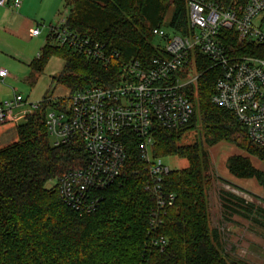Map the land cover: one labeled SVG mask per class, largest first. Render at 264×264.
Returning a JSON list of instances; mask_svg holds the SVG:
<instances>
[{"label":"trees","instance_id":"trees-1","mask_svg":"<svg viewBox=\"0 0 264 264\" xmlns=\"http://www.w3.org/2000/svg\"><path fill=\"white\" fill-rule=\"evenodd\" d=\"M212 1L241 5V0ZM65 5L69 30L117 53L107 62L95 61L54 44L49 37L30 62L29 76L40 74L50 57H59L63 67L52 81L69 89V95L119 82L121 67L130 60L147 66L158 55L152 44L153 28L166 25L186 32V0H65ZM193 55L197 79L185 87L194 107L191 118L177 129L155 125L152 130L155 159L176 156L188 163L185 168L170 169L162 178L163 197L172 195V203L158 208L147 164L139 155L135 137L127 134L122 173L102 191L95 210L79 214L68 207L59 197L57 180L80 166L84 153L78 142L51 144L45 115L52 100L44 97L15 126L17 140L0 147V264H249L228 256L221 249L220 232L211 226L207 199L210 162L205 147L225 141L245 152L247 156H229L226 168L232 176L252 178L263 188L264 172L248 156L264 161V149L248 139L230 112L211 102L219 71L197 50ZM61 101L66 103L67 97ZM197 128V140L180 142L186 131ZM219 197L229 215L240 214L264 228L262 206L224 191ZM155 217L159 222L153 225ZM152 237L165 239L162 250L151 242Z\"/></svg>","mask_w":264,"mask_h":264},{"label":"built area","instance_id":"built-area-1","mask_svg":"<svg viewBox=\"0 0 264 264\" xmlns=\"http://www.w3.org/2000/svg\"><path fill=\"white\" fill-rule=\"evenodd\" d=\"M20 0H0V5L19 7ZM185 33L161 27L152 34L163 41L158 55L147 66L130 60L121 67V77L109 86H90L52 101L45 125L54 146L78 142L84 160L57 180L61 200L79 214L95 210L101 193L121 175L127 158L124 137H135L141 159L147 164L150 186L158 208L170 205L172 195L163 197L161 181L170 170L152 156V130L155 125L177 129L193 114V104L185 87L197 79L193 52L197 50L219 71L211 102L230 112L242 125L248 139L264 149V0H241L228 6L212 0H186ZM51 40L95 61L107 62L117 53L104 44L65 26V17L49 26ZM39 29L32 31L37 35ZM229 39L233 40L231 44ZM0 68V79L7 76ZM27 102L15 94L0 102V125L25 118L31 110L17 115L14 110ZM156 215V214H155ZM153 225L157 217L151 220ZM160 250L163 237L150 238Z\"/></svg>","mask_w":264,"mask_h":264},{"label":"rangeland","instance_id":"rangeland-1","mask_svg":"<svg viewBox=\"0 0 264 264\" xmlns=\"http://www.w3.org/2000/svg\"><path fill=\"white\" fill-rule=\"evenodd\" d=\"M59 2L58 6L53 8L54 14L51 8L52 0H29V6L33 13L38 12V15L48 16L46 19L52 21V24H56L68 10L65 0H59ZM169 14L170 12L168 11L166 18ZM37 21L42 22L41 19ZM161 29L167 33L173 32L166 25L161 26ZM260 29L264 32V25ZM152 44L154 47H162L163 41L155 36ZM31 46L29 45L28 48H31ZM0 65L6 67L2 68L9 74L3 82L0 81V96L2 98L0 101L10 100L15 94H19L27 102V104L24 103L14 110L17 115L30 111L29 103L39 102L44 97L57 101L60 98L68 97L70 93L65 86L55 84L52 81V77L58 75L63 67V60L59 57H50L44 65L42 73L32 82L28 80L30 73L28 66L21 62L17 56L1 54ZM23 120V117H20L16 123L8 122L0 125V130L9 129V135L0 138V147L17 140L15 126L22 123ZM197 133L198 128L186 131L180 142L183 144L193 143L197 140ZM50 140L52 141L53 138L50 137ZM205 148L210 162L208 170L210 186L207 191L209 217L211 226L220 232L221 249L223 248L224 252L231 258H239L249 264H264V228L260 223L252 222L240 214L232 213L229 215L219 197L220 192L224 191L264 208V188L252 178L233 177L226 168V160L229 156L236 154L247 156V154L239 150L235 145L225 141L213 146H206ZM248 157L255 168L264 172V161L253 156ZM156 162L167 166L169 169H181L188 165L186 159L176 156L160 158ZM52 184L53 182L48 183V185ZM226 198L233 202L235 201V199L227 195ZM229 202H226V204L230 208H237L234 203ZM224 210L227 211V214Z\"/></svg>","mask_w":264,"mask_h":264},{"label":"crops","instance_id":"crops-1","mask_svg":"<svg viewBox=\"0 0 264 264\" xmlns=\"http://www.w3.org/2000/svg\"><path fill=\"white\" fill-rule=\"evenodd\" d=\"M20 1L19 7L0 5V55L5 54L9 56L11 54L12 56H17L30 70V62L39 54L40 48L50 37L49 26L52 25V21L46 19L48 16L38 15V12L33 13L29 6V0ZM59 3V0H52V13L54 12L53 8H56ZM67 13L64 17H66ZM38 19H41L42 22H38ZM35 28L39 29L37 35L32 34ZM42 43L43 45H41ZM29 45H32L31 48H28ZM2 67L4 66L0 65V68ZM38 75L34 77L29 76L28 80L32 82ZM8 76L9 74L5 78ZM4 79H0V81L3 82ZM8 135L9 129L0 130V138Z\"/></svg>","mask_w":264,"mask_h":264}]
</instances>
